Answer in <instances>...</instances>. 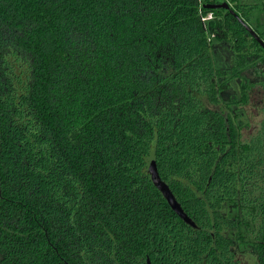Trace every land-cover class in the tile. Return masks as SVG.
Here are the masks:
<instances>
[{
  "label": "trees",
  "instance_id": "trees-1",
  "mask_svg": "<svg viewBox=\"0 0 264 264\" xmlns=\"http://www.w3.org/2000/svg\"><path fill=\"white\" fill-rule=\"evenodd\" d=\"M231 11L264 0H0V264H264V48Z\"/></svg>",
  "mask_w": 264,
  "mask_h": 264
},
{
  "label": "water",
  "instance_id": "water-1",
  "mask_svg": "<svg viewBox=\"0 0 264 264\" xmlns=\"http://www.w3.org/2000/svg\"><path fill=\"white\" fill-rule=\"evenodd\" d=\"M209 9H226L229 10L230 6L225 3L222 5H211L207 6ZM240 21V23L251 33V35L260 43V45L264 48V41L258 36V34L250 27L248 24L241 19L238 15L235 14L234 11H231ZM156 145L154 146L153 151L151 152L148 160H147V171L150 176V179L154 186L161 193L164 200L168 203V205L172 208V210L192 229L197 230V225L188 217V215L184 212L181 204L178 202L174 194L172 193L169 184L163 181L159 175L158 167H157V159H156ZM147 264H151L148 260Z\"/></svg>",
  "mask_w": 264,
  "mask_h": 264
},
{
  "label": "rangeland",
  "instance_id": "rangeland-1",
  "mask_svg": "<svg viewBox=\"0 0 264 264\" xmlns=\"http://www.w3.org/2000/svg\"><path fill=\"white\" fill-rule=\"evenodd\" d=\"M250 26L257 27L260 32L264 33V13L260 11H255V13H253L252 20L250 21ZM217 54L219 55L221 61L225 57H227V53L225 51H219V53ZM260 115H261V111H260Z\"/></svg>",
  "mask_w": 264,
  "mask_h": 264
},
{
  "label": "built area",
  "instance_id": "built-area-1",
  "mask_svg": "<svg viewBox=\"0 0 264 264\" xmlns=\"http://www.w3.org/2000/svg\"><path fill=\"white\" fill-rule=\"evenodd\" d=\"M210 18H212V14H211V13L208 14V16H206V17L204 18V20H206V19H210Z\"/></svg>",
  "mask_w": 264,
  "mask_h": 264
}]
</instances>
